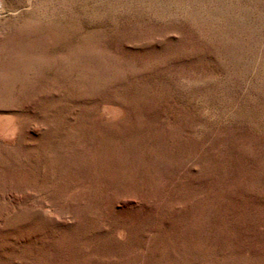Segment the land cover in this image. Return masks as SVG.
Returning a JSON list of instances; mask_svg holds the SVG:
<instances>
[{"label":"rangeland","instance_id":"obj_1","mask_svg":"<svg viewBox=\"0 0 264 264\" xmlns=\"http://www.w3.org/2000/svg\"><path fill=\"white\" fill-rule=\"evenodd\" d=\"M0 264H264V0H0Z\"/></svg>","mask_w":264,"mask_h":264}]
</instances>
